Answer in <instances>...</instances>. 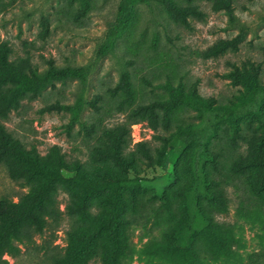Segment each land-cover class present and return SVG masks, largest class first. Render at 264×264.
<instances>
[{"label": "rangeland", "instance_id": "rangeland-1", "mask_svg": "<svg viewBox=\"0 0 264 264\" xmlns=\"http://www.w3.org/2000/svg\"><path fill=\"white\" fill-rule=\"evenodd\" d=\"M176 1L183 6L197 5L205 17L190 16L187 26L175 21L158 0L137 2L115 49L101 55L99 51L107 43L122 0H0V46L6 43L11 48V62L25 69L33 65L43 70L53 58L61 66L88 70L86 81H57L39 97L24 98L18 109L7 117L0 116V125L26 149L35 148L51 160L59 152L70 169L79 162L88 174L98 176L117 170L112 163L94 158L104 131L130 123L129 114L138 105L167 97L162 87L167 81L176 85L182 82L187 88L198 82L201 95L214 96L221 104L238 101L245 89L224 76L234 65L255 62L261 67L259 80L264 83V0H232L235 12L246 23L247 36L238 51L228 50L217 57H206L205 52L220 40L234 37L241 23H231L226 10L215 7L218 0ZM45 22L49 33L43 37ZM124 68L131 75L130 97L111 91ZM82 96L90 104L85 105L80 122L70 130V111L45 109L57 102L74 103ZM95 100L97 106L93 105ZM195 113L187 105L177 106L172 129L179 123L199 122ZM241 125L243 136L235 144L229 138L230 123L224 122L223 138L213 139L208 152L191 149L179 161L177 173L169 166H151L145 159L134 163L130 176L140 180L125 189L128 247L119 264H183V250L189 243H194L196 264H264V196L254 190L260 169L243 176L231 170L241 156L264 151V146L257 144L264 124L257 117H246ZM131 127L128 152L137 151L141 141H147L154 151L163 143L161 135L169 133L163 127L154 129L148 120L133 122ZM213 152L223 153L218 158L219 170L214 169ZM201 163L221 181L229 205L226 212H221L201 198L203 211L220 228L195 231L191 226L197 199L189 191ZM36 184L14 178L9 166L0 163V197L21 202ZM56 200L60 211L50 218L42 233L23 245L19 256H5L10 264H49L53 254L67 252L72 242L70 233L82 222L69 212L71 196L63 186L57 189ZM92 211L100 215L103 208L96 201ZM103 261L104 253L89 264Z\"/></svg>", "mask_w": 264, "mask_h": 264}, {"label": "trees", "instance_id": "trees-1", "mask_svg": "<svg viewBox=\"0 0 264 264\" xmlns=\"http://www.w3.org/2000/svg\"><path fill=\"white\" fill-rule=\"evenodd\" d=\"M150 0H122L118 18L112 25L107 43L100 49L104 55L115 49L128 26L135 3ZM168 10L177 22L190 26V16L199 19L205 17V12L197 5L183 6L176 0H158ZM192 3L193 0H187ZM216 8H224L231 23H241V30L232 38L222 39L212 46L206 57H217L228 50L238 51L247 36V27L241 21L232 5V0H218ZM49 33L48 23L42 36ZM11 48L4 43L0 46V116L7 117L9 113L18 109L21 101L28 97L35 99L49 86L57 81L80 78L86 81L88 70L86 67L61 66L55 59L48 60L47 68L41 70L30 65L25 69L15 65L8 58ZM261 67L255 62L242 66L234 65L233 69L224 74L234 83H241L245 89L239 100L232 104L218 103L214 96L205 97L199 91L198 82L190 87L184 83L174 84L167 81L162 87L168 92L165 98L154 99L140 104L129 114L131 121L120 124L104 131L101 143L95 149L94 158L98 162H110L116 166L113 173L92 176L87 173L79 162L70 164L61 153H57L54 160L42 156L37 149H26L20 141H16L0 125V163H6L11 175L16 179H23L27 183L36 182L35 188L21 202L9 201L0 197V264H10L7 254L13 258L19 256L23 245L34 240L37 233H42L48 226L50 218L60 210L57 206L56 191L63 186L71 196L68 205L69 212L82 222V225L70 233L72 242L64 255L53 254L49 264H89L90 260L104 253L103 264H119L128 247L126 227L129 223L124 217L127 207L125 189L132 188L139 183V177H131L130 173L138 159H145L149 165H163L171 167L175 173L180 160L188 156L191 149L209 150L213 139H221L222 124L229 122L231 126L230 140L235 144L242 138L241 120L243 118H259L264 124V83L259 80ZM114 95L120 92L128 97L133 95L130 71L124 68L120 80L111 89ZM90 104L86 99L78 97L74 103L57 102L48 105L46 110H68L71 112L67 124L70 130L80 122L85 105ZM97 106L96 100L93 103ZM179 105H187L196 110L195 116L199 122L179 123L173 128V111ZM148 120L153 128L163 127L169 131L161 135L162 145L154 151L147 141L137 144V151L128 152L131 143L132 123ZM257 144L264 146V133L257 140ZM208 152V151H207ZM215 159L212 163L215 170H219L218 158L222 152H213ZM260 169L254 186L256 194L264 196V151L254 156H241L232 165L231 170L236 175H247L249 170ZM66 171L72 172L68 174ZM194 197L192 228L200 229L220 228L213 217L204 212L199 200L204 198L221 212L228 210V196L220 180L211 175V171L204 163L198 166L194 174V182L190 189ZM98 202L103 213L96 215L92 211ZM169 210L173 212L170 205ZM192 238V235L190 236ZM194 243H189L183 250V264H196L193 261ZM104 251V252H103Z\"/></svg>", "mask_w": 264, "mask_h": 264}]
</instances>
